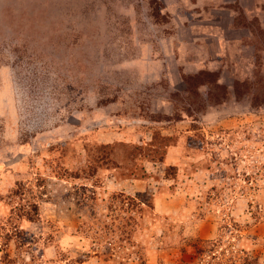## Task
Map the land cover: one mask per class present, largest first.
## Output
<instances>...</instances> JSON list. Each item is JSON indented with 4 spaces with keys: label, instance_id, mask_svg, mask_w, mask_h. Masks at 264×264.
Returning <instances> with one entry per match:
<instances>
[{
    "label": "rangeland",
    "instance_id": "obj_1",
    "mask_svg": "<svg viewBox=\"0 0 264 264\" xmlns=\"http://www.w3.org/2000/svg\"><path fill=\"white\" fill-rule=\"evenodd\" d=\"M0 264H264V0H0Z\"/></svg>",
    "mask_w": 264,
    "mask_h": 264
}]
</instances>
